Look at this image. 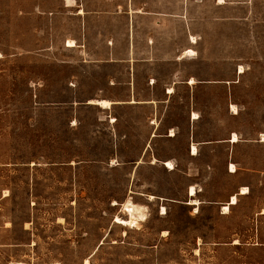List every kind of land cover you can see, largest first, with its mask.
<instances>
[{
  "label": "rangeland",
  "instance_id": "374dc122",
  "mask_svg": "<svg viewBox=\"0 0 264 264\" xmlns=\"http://www.w3.org/2000/svg\"><path fill=\"white\" fill-rule=\"evenodd\" d=\"M71 1L0 0V264H264V0Z\"/></svg>",
  "mask_w": 264,
  "mask_h": 264
},
{
  "label": "bare ground",
  "instance_id": "6f19581e",
  "mask_svg": "<svg viewBox=\"0 0 264 264\" xmlns=\"http://www.w3.org/2000/svg\"><path fill=\"white\" fill-rule=\"evenodd\" d=\"M67 2H68V4H67L68 6H74L73 4H71L72 3L71 0H67ZM83 13H84V10L81 9L79 14H83ZM192 39H194V36H192ZM193 41H195V40H193ZM68 45L69 46H74L75 45V41L73 39H69L68 40ZM186 52H187V55H191V56H194L196 54V51L193 50V49H188ZM240 72L241 73L244 72L243 66L240 67ZM192 83H195L194 78L192 79ZM173 91H174V88H169L168 93H172ZM129 102L130 103H136L137 101L135 99H132ZM91 103L108 109V108H111L113 101H111L109 99L100 98V99L91 100ZM232 109L235 112H238V109H237V107L235 105H232ZM194 115H197V114L194 113ZM170 135H175V130L174 129L171 130V134ZM154 136H155V134H154ZM238 141H239V137H238V135L236 133H234L231 142L232 143H236ZM192 150H193L192 154H197L198 148H197V146L195 144H193ZM154 161L156 162L157 159L154 158ZM164 165L167 168L171 169V170L174 169V165H173V163L171 161H165ZM230 167H231V172H236L237 171L236 165L234 163H231ZM197 192H198L197 189L194 186H192L189 189V195H191V198L186 202L187 204L193 205L195 207V211L196 212L198 211L199 205L201 204V201L198 198H195L196 195H197ZM247 193H249V189H248L247 186H243V187L240 188L239 194L243 195V194H247ZM153 198H155V196L154 195H150V200L153 199ZM237 203H238V194L231 195V197L229 198V201L227 203H225L224 205H222L221 212L224 213V214L228 213L230 211V209H231V206L235 205ZM114 204L116 205V204H118V202L115 201ZM122 206H123V211L126 213L127 217H121L119 215H116L115 219H114V223L119 224V225L124 226V227H128V226H131V225H133V226L140 225L139 224L140 221H143L144 219H146V213H145V209L146 208H145V206L137 205V204L133 203L130 198H128L122 204ZM162 210H163L162 214H166V208L163 207ZM263 213H264V211H263ZM235 243H238V241L235 240ZM84 264H90V257H87L84 260Z\"/></svg>",
  "mask_w": 264,
  "mask_h": 264
},
{
  "label": "crops",
  "instance_id": "0c3cea01",
  "mask_svg": "<svg viewBox=\"0 0 264 264\" xmlns=\"http://www.w3.org/2000/svg\"><path fill=\"white\" fill-rule=\"evenodd\" d=\"M135 13L136 14H141V16H149V18L151 20H154L156 18L157 20H159V22H162V21L166 22V21H168V19H170V20L173 19V17L171 15L167 14V13L165 15H157V14H153V13H149V12H143L142 10H136ZM158 17H161V18H158ZM178 18H180V17H178ZM154 22H156V21H154ZM135 26H136V21H135ZM188 38H190L189 35H188ZM190 41H191V38H190ZM152 42H154V41H152ZM188 49H191V48H187V49L183 50L181 54L175 55V56L170 57V58L157 59V58H154V57L152 58L151 57L150 59H147V58L137 59L134 56V58L130 57V58L124 59V61L132 62V60H133V63H134L133 66H135V67H136L137 63H139V62L140 63L150 64V66H153L155 68L161 67L162 66L161 64H164V63L168 64L171 67V66H176V65H178V64H180V63H182L184 61H187L189 59H192L191 57H187L184 54V52H186ZM133 76H134L133 84H135V76H136L135 72H134ZM191 78H194L196 80V82L194 84L190 83L189 80H191ZM166 79H167V81L164 80L162 82L161 89H162V93L164 95H166V97H168V98L171 97L174 93H176L177 88H178V86L180 84H189V86L192 87V85H196L197 83L212 82V80L198 79L197 77H192V76H189V75L184 77L181 72H174V71H170V75ZM151 80H154L153 82H154L155 85H159L160 81H161L160 77H158L156 73H153V74H151V75L146 77V81H148L149 83H150ZM150 84H152V83H150ZM169 88H174V91L172 93H168ZM135 90L136 89L134 87V94L136 93ZM129 101H126V103L133 104V103H130ZM136 101L137 102L134 103V104H139V103L152 104L154 102L151 99H148V100L145 99V100H141V101L136 100ZM170 136H175V135H170Z\"/></svg>",
  "mask_w": 264,
  "mask_h": 264
}]
</instances>
